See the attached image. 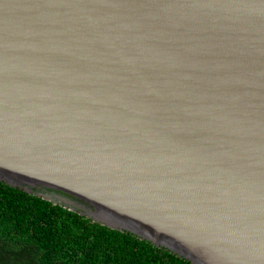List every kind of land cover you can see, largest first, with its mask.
<instances>
[{"label":"water","instance_id":"95a60500","mask_svg":"<svg viewBox=\"0 0 264 264\" xmlns=\"http://www.w3.org/2000/svg\"><path fill=\"white\" fill-rule=\"evenodd\" d=\"M0 181L264 264V0H0Z\"/></svg>","mask_w":264,"mask_h":264},{"label":"trees","instance_id":"16d2710c","mask_svg":"<svg viewBox=\"0 0 264 264\" xmlns=\"http://www.w3.org/2000/svg\"><path fill=\"white\" fill-rule=\"evenodd\" d=\"M0 264H191L0 181Z\"/></svg>","mask_w":264,"mask_h":264}]
</instances>
